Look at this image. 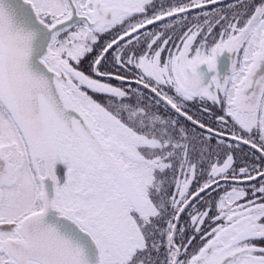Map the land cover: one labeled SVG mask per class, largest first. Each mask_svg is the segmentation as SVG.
<instances>
[{"label":"snow or ice","instance_id":"snow-or-ice-1","mask_svg":"<svg viewBox=\"0 0 264 264\" xmlns=\"http://www.w3.org/2000/svg\"><path fill=\"white\" fill-rule=\"evenodd\" d=\"M0 264H264V0H0Z\"/></svg>","mask_w":264,"mask_h":264},{"label":"clouds","instance_id":"clouds-1","mask_svg":"<svg viewBox=\"0 0 264 264\" xmlns=\"http://www.w3.org/2000/svg\"><path fill=\"white\" fill-rule=\"evenodd\" d=\"M76 102H78V101H76ZM80 151H81L82 153H86L88 150H87L86 148H84V147H81V148H80Z\"/></svg>","mask_w":264,"mask_h":264},{"label":"flooded vegetation","instance_id":"flooded-vegetation-1","mask_svg":"<svg viewBox=\"0 0 264 264\" xmlns=\"http://www.w3.org/2000/svg\"><path fill=\"white\" fill-rule=\"evenodd\" d=\"M223 59V58H222Z\"/></svg>","mask_w":264,"mask_h":264}]
</instances>
